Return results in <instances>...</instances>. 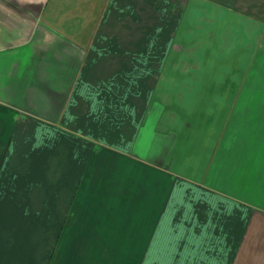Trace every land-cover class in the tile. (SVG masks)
I'll return each instance as SVG.
<instances>
[{"label": "crops", "instance_id": "obj_1", "mask_svg": "<svg viewBox=\"0 0 264 264\" xmlns=\"http://www.w3.org/2000/svg\"><path fill=\"white\" fill-rule=\"evenodd\" d=\"M0 264H264V0H0Z\"/></svg>", "mask_w": 264, "mask_h": 264}, {"label": "rangeland", "instance_id": "obj_2", "mask_svg": "<svg viewBox=\"0 0 264 264\" xmlns=\"http://www.w3.org/2000/svg\"><path fill=\"white\" fill-rule=\"evenodd\" d=\"M188 21L189 20L186 17H184V15L180 16V18L178 19V21H175L174 20V22H172V24H171V27H172L171 31H172V33L174 31H178V28L187 30V27H190L191 26V24H189ZM174 39L175 38H173V36H172V42H173ZM167 46H168V43H167ZM203 48H204L203 50H205V48H207V47L204 46ZM236 58L237 57H235V56L226 57V60L224 59V62H225V64H228V62H229L228 65H230V64H232L233 60H236ZM169 59L170 60H173L174 59V56L173 55L169 56ZM213 60H215V58H209V54H206V53H203V52H200V55H197V54H195V55H182V63H185L188 66H190L191 63H193V64H206V63L209 64V63L213 62ZM219 62H220L219 64H222L221 61H219ZM231 72L232 73L230 74L229 72L219 71L217 73H213V75H215V76H221L222 79L221 80H218V82L219 83L223 82V86H226L225 82L228 81V80L227 79H224V76H226V75L229 74L230 75L229 76V79H231V78H233V76H234V78H236L237 75H238V73L236 71H231ZM209 75H211V74L209 73ZM215 79H217V78H214L213 80H215ZM210 82L211 81H209V88H211L210 87ZM221 91H225V90L224 89L223 90L221 89ZM209 106H211V105L209 104ZM218 106H225V104L224 105L223 104H221V105H214L213 108L218 107Z\"/></svg>", "mask_w": 264, "mask_h": 264}]
</instances>
